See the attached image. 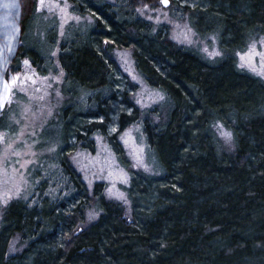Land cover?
<instances>
[{
  "label": "trees",
  "instance_id": "1",
  "mask_svg": "<svg viewBox=\"0 0 264 264\" xmlns=\"http://www.w3.org/2000/svg\"><path fill=\"white\" fill-rule=\"evenodd\" d=\"M66 1L89 24L58 40L39 0H0V131L6 83L24 63L46 76L56 70L57 47L64 73L63 105L51 121L55 175L38 171L35 196L2 210L0 264H264V80L237 58L264 37V0H167L199 37H215L220 54L211 60L138 13L141 3L160 0ZM122 49L164 105H136L137 85L113 57ZM136 123L155 173L129 167L120 136ZM217 124L232 135L229 152ZM94 135L128 169L130 218L105 197L104 183L89 190L69 160L77 150L94 152ZM91 207L98 215L82 227ZM14 237L22 247L8 256Z\"/></svg>",
  "mask_w": 264,
  "mask_h": 264
},
{
  "label": "rangeland",
  "instance_id": "2",
  "mask_svg": "<svg viewBox=\"0 0 264 264\" xmlns=\"http://www.w3.org/2000/svg\"><path fill=\"white\" fill-rule=\"evenodd\" d=\"M115 4L117 0H100ZM137 11L153 24L169 26L171 39L179 45L194 49L204 59L217 57L218 50L215 37H199L188 20L169 10V3L160 0L157 6L141 3ZM38 12L42 20L48 22L49 28H55L58 40L67 36L75 27L84 31L88 27L87 18L75 14L66 0H39ZM57 47L52 52L53 70L49 67L46 76L37 75L26 62L21 72L7 81L6 101H8L7 128L0 131V221L2 210L13 200L30 201L35 196L34 181L38 171L42 176L55 175L56 167L52 164L55 150L57 125L55 122L64 97L60 91L63 70L54 57ZM113 57L129 78L137 85L134 99L143 111L157 105H164L161 92L148 87L138 76L130 50H114ZM240 69L264 80V37L251 41L244 52L237 54ZM216 133L223 149H233L231 133L223 126L215 125ZM59 134V133H58ZM127 156L129 167L134 172H154L147 159L148 149L141 123L132 124L120 136ZM95 150H77L69 160L80 174L89 190L95 183L105 185L104 194L108 200L122 205L126 218H130V204L125 190L130 182L128 169L116 159L107 142L100 135H94ZM40 180V179H38ZM51 192V191H50ZM98 212L89 208L86 212L84 227L93 221ZM18 237H14L7 250V255L18 253L21 249Z\"/></svg>",
  "mask_w": 264,
  "mask_h": 264
},
{
  "label": "water",
  "instance_id": "3",
  "mask_svg": "<svg viewBox=\"0 0 264 264\" xmlns=\"http://www.w3.org/2000/svg\"><path fill=\"white\" fill-rule=\"evenodd\" d=\"M164 5H167V2L165 3V0H164Z\"/></svg>",
  "mask_w": 264,
  "mask_h": 264
},
{
  "label": "snow or ice",
  "instance_id": "4",
  "mask_svg": "<svg viewBox=\"0 0 264 264\" xmlns=\"http://www.w3.org/2000/svg\"><path fill=\"white\" fill-rule=\"evenodd\" d=\"M167 2V0H165V3Z\"/></svg>",
  "mask_w": 264,
  "mask_h": 264
}]
</instances>
